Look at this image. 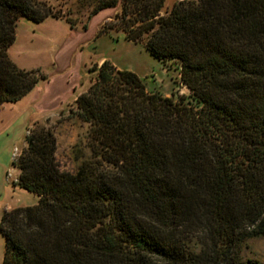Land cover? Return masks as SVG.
I'll list each match as a JSON object with an SVG mask.
<instances>
[{
  "label": "trees",
  "instance_id": "trees-1",
  "mask_svg": "<svg viewBox=\"0 0 264 264\" xmlns=\"http://www.w3.org/2000/svg\"><path fill=\"white\" fill-rule=\"evenodd\" d=\"M0 0V109L49 76L8 50L21 17L81 26L69 0ZM84 1V0H80ZM87 20L119 6L120 30L190 93L150 91L109 60L76 98L88 129L75 173L60 169L51 128L31 127L13 162L38 197L6 210L2 264H261L242 255L264 234V0H86Z\"/></svg>",
  "mask_w": 264,
  "mask_h": 264
},
{
  "label": "rangeland",
  "instance_id": "rangeland-1",
  "mask_svg": "<svg viewBox=\"0 0 264 264\" xmlns=\"http://www.w3.org/2000/svg\"><path fill=\"white\" fill-rule=\"evenodd\" d=\"M177 1L166 0L163 12L169 10ZM51 2L59 6L58 1ZM88 3L86 0H69L68 3L74 8V16H78L81 22L87 21L86 29L81 26L71 29L65 19L50 17L42 22H34L21 17L16 26V40L8 50L10 58L20 68L37 69L39 74L49 76L55 67L64 70L70 66L73 80L80 76L79 86L69 101L61 109L32 126L52 129L57 139L55 156L60 169L73 173L77 171L80 163L75 159V145L88 129V124L76 115L74 97L79 91L83 92L89 88L97 75V70L91 69L99 65L101 60H109L117 68L120 67L119 69L134 71L144 80L150 91L173 96L175 99L190 93L181 82L177 62L162 63L147 50L144 43L126 39L120 30L99 32L102 22L116 14L118 5L107 7L87 20L91 9ZM108 15L110 16L107 17ZM58 87L64 89V84ZM58 87L55 89L63 91ZM31 197L34 202H38L36 194L34 198ZM242 255L264 264V234L248 239L243 245Z\"/></svg>",
  "mask_w": 264,
  "mask_h": 264
},
{
  "label": "crops",
  "instance_id": "crops-1",
  "mask_svg": "<svg viewBox=\"0 0 264 264\" xmlns=\"http://www.w3.org/2000/svg\"><path fill=\"white\" fill-rule=\"evenodd\" d=\"M69 68L67 66L61 70L55 67L47 80L40 81L20 100L4 103L0 109V221L6 210L36 203L31 197L34 198V193L17 184L20 170L13 162L26 146V135L34 123L61 109L76 92L81 78L79 76L73 80ZM62 83L64 89L58 87ZM57 87L63 91L56 90ZM81 93L79 91L74 99ZM3 239L0 230V264L5 250Z\"/></svg>",
  "mask_w": 264,
  "mask_h": 264
}]
</instances>
